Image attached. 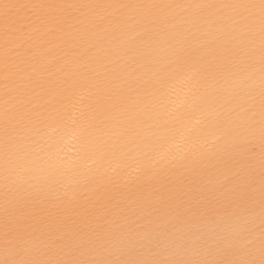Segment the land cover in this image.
<instances>
[{
  "label": "snow or ice",
  "instance_id": "obj_1",
  "mask_svg": "<svg viewBox=\"0 0 264 264\" xmlns=\"http://www.w3.org/2000/svg\"><path fill=\"white\" fill-rule=\"evenodd\" d=\"M0 264H264V0H0Z\"/></svg>",
  "mask_w": 264,
  "mask_h": 264
}]
</instances>
